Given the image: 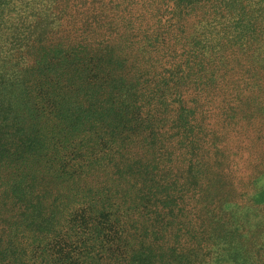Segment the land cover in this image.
Listing matches in <instances>:
<instances>
[{
    "label": "trees",
    "instance_id": "trees-1",
    "mask_svg": "<svg viewBox=\"0 0 264 264\" xmlns=\"http://www.w3.org/2000/svg\"><path fill=\"white\" fill-rule=\"evenodd\" d=\"M225 231L264 264V0H0V264H236Z\"/></svg>",
    "mask_w": 264,
    "mask_h": 264
},
{
    "label": "rangeland",
    "instance_id": "rangeland-1",
    "mask_svg": "<svg viewBox=\"0 0 264 264\" xmlns=\"http://www.w3.org/2000/svg\"><path fill=\"white\" fill-rule=\"evenodd\" d=\"M46 64V66H49V64L52 65L53 69L52 71H59L58 67H54V63L50 60H46L44 61L43 65ZM9 68V66L7 67ZM21 115V116H20ZM18 117H20V120L23 117V114H20V109H18ZM222 241L225 243V250H227L226 252L228 253V255L230 256V258H234L236 264H242L244 262V260L242 259V248L240 246V243L238 242L237 239L234 238V236L228 234L227 231L224 232ZM229 262V261H228ZM227 264H231L230 262Z\"/></svg>",
    "mask_w": 264,
    "mask_h": 264
}]
</instances>
